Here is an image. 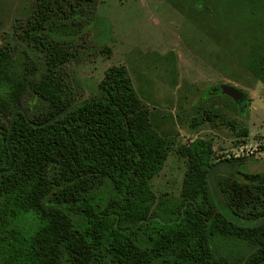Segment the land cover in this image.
Listing matches in <instances>:
<instances>
[{
  "label": "trees",
  "instance_id": "16d2710c",
  "mask_svg": "<svg viewBox=\"0 0 264 264\" xmlns=\"http://www.w3.org/2000/svg\"><path fill=\"white\" fill-rule=\"evenodd\" d=\"M217 1L237 39L249 30L245 66L264 83V0ZM33 3L14 43L0 45V168L10 166L11 112L27 114L15 112L14 166L0 173L1 264H264V172L217 174L220 203L209 169L244 158L215 160L212 140L197 136L176 148L186 166L179 196L157 200L151 180L171 141L152 125L126 66L107 68L86 98L65 67L74 46L93 42L95 0ZM29 96L44 107L32 109Z\"/></svg>",
  "mask_w": 264,
  "mask_h": 264
},
{
  "label": "rangeland",
  "instance_id": "374dc122",
  "mask_svg": "<svg viewBox=\"0 0 264 264\" xmlns=\"http://www.w3.org/2000/svg\"><path fill=\"white\" fill-rule=\"evenodd\" d=\"M192 1L95 0L93 42L74 46L77 51L65 65L85 97L96 91L107 68L126 66L151 111L152 125L171 141L162 169L151 180L157 200L168 203L179 196L186 168L176 148L197 136L212 140L215 160L243 157L238 170L264 172V83L245 66L243 40L249 30L242 29L237 39L236 22L225 20L217 0H204L201 10ZM33 5V0H0V45L16 36L15 27ZM220 84L243 91L248 105L222 93ZM29 100L32 109L43 106ZM207 111L219 116L201 119ZM192 120L199 124L193 127Z\"/></svg>",
  "mask_w": 264,
  "mask_h": 264
},
{
  "label": "water",
  "instance_id": "95a60500",
  "mask_svg": "<svg viewBox=\"0 0 264 264\" xmlns=\"http://www.w3.org/2000/svg\"><path fill=\"white\" fill-rule=\"evenodd\" d=\"M219 89L222 93L231 96L235 100H238L244 96L243 91H241L237 87L230 85V84H220ZM84 98H86V97H84ZM79 101L80 100H76L68 108L58 112L57 114H54L53 116H51L47 120H45V121H43L37 125H45V124L53 121L55 118L62 115L65 111L69 110L73 105L77 104ZM16 111H21L24 114V116L27 118L26 111L21 106L15 107L11 112L10 124H9V128H8V135L6 138V145H7V148L9 150V153H10V166L7 168H0V173L7 172V171L11 170L12 167L14 166V156L12 154L11 147H10V133H11V129L13 126V121H14ZM234 165H235L234 162L220 161V162L215 163L213 166H211V168L208 171V183L210 185L212 192L214 193L215 197L218 199V201L220 203H222L223 200H222V196H221V193L219 192L218 185L216 182V175L217 174H229V173H231Z\"/></svg>",
  "mask_w": 264,
  "mask_h": 264
},
{
  "label": "flooded vegetation",
  "instance_id": "af4514ba",
  "mask_svg": "<svg viewBox=\"0 0 264 264\" xmlns=\"http://www.w3.org/2000/svg\"><path fill=\"white\" fill-rule=\"evenodd\" d=\"M237 102H238V104H240L241 106H246V105H248V99H247V96L244 94V96H243L242 98L238 99ZM242 108H243V107H242ZM241 162H242V161L239 162V165L242 164ZM239 165L234 166L232 172L229 173V174L237 175V172H247V171H243V170H238L237 168H238ZM247 173H261V172H247Z\"/></svg>",
  "mask_w": 264,
  "mask_h": 264
}]
</instances>
